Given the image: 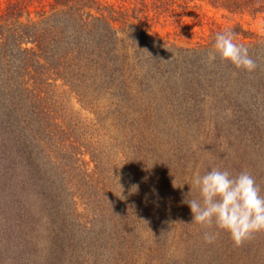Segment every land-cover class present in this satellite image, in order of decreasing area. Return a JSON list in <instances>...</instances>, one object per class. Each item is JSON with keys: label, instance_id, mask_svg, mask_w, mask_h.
<instances>
[{"label": "trees", "instance_id": "obj_1", "mask_svg": "<svg viewBox=\"0 0 264 264\" xmlns=\"http://www.w3.org/2000/svg\"><path fill=\"white\" fill-rule=\"evenodd\" d=\"M206 7L232 17L264 15V0H129L125 5L103 0H0V90L17 95V124L22 125L26 136L17 138L19 148L43 153L45 146L44 151L52 154L51 160L57 165L58 180L49 183L55 190L51 202L56 216L53 221L58 220L56 233L62 237L69 230L68 215L70 225L88 230L84 239L89 259H76L74 264H105L100 252L103 248L97 247L94 234H104L107 224L112 223L115 228L110 243L116 241L112 253L120 257L122 248H130L125 236L131 216L124 207L128 214L121 216L120 199L110 194L103 181L100 191L87 195L90 173L82 174L85 185L81 175L70 171V159L79 161L74 155L75 142L70 141L78 127L73 119L75 110L96 117L87 125L93 128L89 132L95 141L118 142L112 150L121 155L122 162L131 164L130 185L145 198L156 196L158 187L145 166L151 149L136 136L128 151L124 140L128 136L124 134L121 140L118 136L129 125L142 126L134 115L142 116L145 107L151 105L145 103L150 93L165 92L183 118L189 119V125L206 120L213 112L218 118L221 111H234L236 92L245 94L255 88L264 94V36L241 22L224 26L209 20ZM190 8L194 9L192 14L187 12ZM163 14L174 17L163 18L162 24L181 27L191 16L202 28L196 44L182 47L155 33L151 21L160 22ZM194 22L190 29L187 24L181 29L188 33L194 29ZM226 30L248 48L257 65L254 71L238 69L219 55L215 61L209 60L217 33ZM62 109H69V116ZM95 148L100 151V146ZM54 150L58 154H53ZM96 167L99 169L98 161ZM155 171L162 181L161 167ZM67 189L66 194L75 197L68 203ZM94 198L100 202L97 205L93 201L89 209ZM84 204L91 210L87 214L79 211V205ZM146 212L143 215L149 218L151 214ZM78 217L87 218L88 223L80 224Z\"/></svg>", "mask_w": 264, "mask_h": 264}, {"label": "rangeland", "instance_id": "obj_2", "mask_svg": "<svg viewBox=\"0 0 264 264\" xmlns=\"http://www.w3.org/2000/svg\"><path fill=\"white\" fill-rule=\"evenodd\" d=\"M103 1L117 5L129 3V0ZM206 10L209 20L224 26L241 22L247 29L264 36V15L232 17L211 7H206ZM187 12L192 14L194 9L190 8ZM173 17L163 14L160 22L151 21L153 31L179 46H194L197 37H201V26L193 21L195 26L188 32L190 34L184 32L182 27L187 24L190 29L193 25L191 16L187 17L182 27L162 24L163 18ZM260 75L263 77L262 73ZM256 83L259 85L258 80ZM262 91L251 88L245 94L236 92L232 100L234 111H221L218 118L213 112L204 118L206 120H197L198 123L192 125H189L188 118H183L177 105L170 101L165 92L150 93L151 101L146 99L145 103L151 102V105L145 107L142 116L134 115L139 117L142 126L129 125L118 136L120 140L124 134L128 136L124 139L128 151L132 148V140L140 136L142 145L151 149L149 155L145 156V166L149 167L146 170L153 172L154 168L161 167L163 171L162 181L158 180L159 172H148L158 187L155 188L156 196L150 194L151 197L145 198L134 192L130 185L131 164L122 162L121 155L112 150V145L118 142L110 143L108 139L102 143L95 141L89 132L93 128L87 125L96 117L90 112L75 110L73 119L80 129H74L70 141L75 142L74 155L79 161L75 163V157L70 159V171L81 175L85 185L82 174L90 173L87 195L100 191L103 181L110 194L120 199L121 216L128 214L124 208L131 215L129 221L124 218L125 222L128 221L125 237L129 239L130 248H122L120 257L118 253H112V243L116 242L113 239L110 243V233L115 228L113 223L107 224L104 234L99 235L98 231V236L94 234L97 247L103 248L100 252L105 264H264V231L254 233L238 247L228 232L220 231L214 225L204 228L192 223L193 213L185 202L187 199H200L195 186L190 195L192 177L197 172L203 175L211 168L228 170L233 176L242 171L249 172L260 187L261 195H264ZM62 112H68L69 116V109H62ZM184 119L187 121L185 124ZM21 126L19 122L17 124V95L12 91L3 94L0 90V264H74L76 259H89L85 254L87 242L84 239L88 230L80 231V228L70 225V215L66 217L70 221L69 230L62 237V233H56L58 220L53 221L56 216L51 202L55 190L49 188V183L58 180L57 165L51 160L52 154L44 151L45 146L43 153L37 150L30 152L29 147L25 151L19 148L17 138L26 139ZM97 145L104 153L95 148ZM52 153L58 154V151ZM130 162L133 165L132 160ZM117 171L121 174L117 175ZM148 191L146 188V193ZM67 192L68 189L65 194ZM72 197L66 194V203ZM93 201L97 205L100 202L94 198L89 209L94 206ZM79 206L82 214L91 211L86 209L85 204ZM147 206L152 209H144ZM144 211L152 217L145 218ZM79 220L80 224L88 223L87 218ZM216 231H219L216 239L212 243L207 242L205 232ZM108 256L113 258L109 260Z\"/></svg>", "mask_w": 264, "mask_h": 264}, {"label": "clouds", "instance_id": "obj_3", "mask_svg": "<svg viewBox=\"0 0 264 264\" xmlns=\"http://www.w3.org/2000/svg\"><path fill=\"white\" fill-rule=\"evenodd\" d=\"M231 62L238 69L252 72L257 65L249 55L248 48L237 43L235 34L226 30L217 33L208 58ZM191 191L195 186L200 199H187L193 213L192 223L204 228L213 225L231 235L236 246H241L254 233L264 231V195L255 178L247 171L233 176L228 170L211 168L203 175L195 173L191 180ZM219 231L205 232L204 238L212 243Z\"/></svg>", "mask_w": 264, "mask_h": 264}]
</instances>
